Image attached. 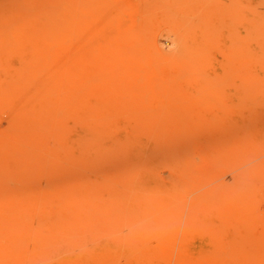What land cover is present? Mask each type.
Returning <instances> with one entry per match:
<instances>
[{
    "label": "rangeland",
    "instance_id": "374dc122",
    "mask_svg": "<svg viewBox=\"0 0 264 264\" xmlns=\"http://www.w3.org/2000/svg\"><path fill=\"white\" fill-rule=\"evenodd\" d=\"M58 3L67 35L56 42L68 49L78 41L85 102L62 86L48 103L65 112L83 106L98 130L90 142L67 139L80 152L52 142L51 152L38 151L26 140L13 152L0 136V169L20 180L14 164L41 156L71 178L98 169L118 194L116 213L76 220L57 207L68 233L145 231L163 264H264V94L243 81L264 74V0ZM44 9L35 7V17ZM25 73L43 78L38 68ZM11 105L0 100V131ZM86 145L99 161L89 167L79 154ZM47 166L32 174L35 187ZM8 180L0 176V186L18 188ZM42 220L35 212V228ZM218 235L220 258L212 250Z\"/></svg>",
    "mask_w": 264,
    "mask_h": 264
},
{
    "label": "bare ground",
    "instance_id": "6f19581e",
    "mask_svg": "<svg viewBox=\"0 0 264 264\" xmlns=\"http://www.w3.org/2000/svg\"><path fill=\"white\" fill-rule=\"evenodd\" d=\"M58 4V0H0V100L12 103L3 114L9 126L0 131V136L14 142L10 145L13 152H19L25 140L38 151L51 152V142L57 145V151H77V146L66 143L67 139L80 136L90 142L95 137L91 134L98 130L99 122L90 120L83 106L65 112L48 103L65 87L73 96L78 94L80 104L85 102L79 95L85 88V69L73 47L78 41L68 49L56 42L59 35H67L60 28ZM35 7L46 9L35 17ZM197 44L201 52L205 44L199 40ZM25 67L38 68L43 78L35 82V74L28 76ZM243 81L256 88V93L264 94V74L245 75ZM89 148L86 145L79 153L85 156L81 160L87 167L99 162L85 155ZM39 159L20 160L24 164L21 167L14 164L15 175L23 173L20 180L8 175L6 165L0 169V176L19 184L17 189L0 186V264H163L162 257L151 250L145 231L68 233L62 229L55 208L66 207L76 220H111L120 199L114 186L97 179L98 169H89L94 175L83 169L82 174L71 178L57 172L55 165L42 156ZM46 164L43 184L35 187V169H45ZM35 212L43 219L36 228ZM221 238H213L212 246L219 258L224 253Z\"/></svg>",
    "mask_w": 264,
    "mask_h": 264
}]
</instances>
